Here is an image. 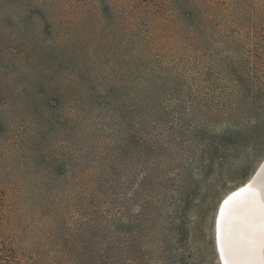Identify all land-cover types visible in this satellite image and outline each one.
Wrapping results in <instances>:
<instances>
[{"label": "rangeland", "instance_id": "374dc122", "mask_svg": "<svg viewBox=\"0 0 264 264\" xmlns=\"http://www.w3.org/2000/svg\"><path fill=\"white\" fill-rule=\"evenodd\" d=\"M129 1L0 0L4 264H220L264 157V0Z\"/></svg>", "mask_w": 264, "mask_h": 264}, {"label": "bare ground", "instance_id": "6f19581e", "mask_svg": "<svg viewBox=\"0 0 264 264\" xmlns=\"http://www.w3.org/2000/svg\"><path fill=\"white\" fill-rule=\"evenodd\" d=\"M214 235L220 264H264V157L249 179L221 198Z\"/></svg>", "mask_w": 264, "mask_h": 264}, {"label": "trees", "instance_id": "16d2710c", "mask_svg": "<svg viewBox=\"0 0 264 264\" xmlns=\"http://www.w3.org/2000/svg\"><path fill=\"white\" fill-rule=\"evenodd\" d=\"M204 1H206V0H204ZM151 2H153L155 4H159L161 6H162V4H165L164 1L161 2V1H155V0H130L128 2V7L130 9H132L133 12H136L137 13L140 10L145 9L146 6H147V4L152 5L153 3H151ZM225 2H226V0H216V1H212V3H213L214 6L222 5ZM166 6L169 8V6L165 4V7ZM203 9L204 10L206 9V6L205 5L203 6ZM3 260L4 259L1 257V253H0V264H4Z\"/></svg>", "mask_w": 264, "mask_h": 264}, {"label": "snow or ice", "instance_id": "6c2138e0", "mask_svg": "<svg viewBox=\"0 0 264 264\" xmlns=\"http://www.w3.org/2000/svg\"><path fill=\"white\" fill-rule=\"evenodd\" d=\"M231 199V198H230ZM228 203V201H225V204H227ZM222 211H223V209H222Z\"/></svg>", "mask_w": 264, "mask_h": 264}]
</instances>
